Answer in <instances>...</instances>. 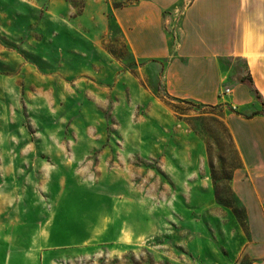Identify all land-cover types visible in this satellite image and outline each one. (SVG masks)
<instances>
[{"label":"rangeland","instance_id":"374dc122","mask_svg":"<svg viewBox=\"0 0 264 264\" xmlns=\"http://www.w3.org/2000/svg\"><path fill=\"white\" fill-rule=\"evenodd\" d=\"M134 1L0 0V260L257 262L234 186L264 170L244 163L229 125L260 108L246 84L244 106L232 101L246 65L220 59L217 104L181 96L167 72L181 1L162 59L133 50L120 13Z\"/></svg>","mask_w":264,"mask_h":264},{"label":"crops","instance_id":"0c3cea01","mask_svg":"<svg viewBox=\"0 0 264 264\" xmlns=\"http://www.w3.org/2000/svg\"><path fill=\"white\" fill-rule=\"evenodd\" d=\"M178 1H181V40L176 47V59L167 69L173 75L175 90L183 97L204 104H217L218 91L227 78L220 66V59L235 61L239 58L244 61L264 102V0L134 1L120 15L123 23L131 26L128 27L129 38L135 54L157 59L173 54L166 26L174 21L165 14ZM180 60L185 63L179 64ZM235 83L232 101L235 107H242L241 86L244 83L238 79H235ZM257 102L260 108L255 106L252 117L232 115L229 125L244 163L264 170V113L261 103ZM256 112L260 113L254 115ZM249 184L251 187L235 184L234 190L247 211L253 239L258 240L260 245L258 255L253 250L257 244L254 241L247 246L246 253L257 261L254 264H264V181L255 183L252 180ZM24 253L20 252L21 258L18 260L13 258V254H8L0 260V264H39L36 252Z\"/></svg>","mask_w":264,"mask_h":264},{"label":"trees","instance_id":"16d2710c","mask_svg":"<svg viewBox=\"0 0 264 264\" xmlns=\"http://www.w3.org/2000/svg\"><path fill=\"white\" fill-rule=\"evenodd\" d=\"M240 82L246 84L253 91L257 100L261 103V105L263 107V113H264V102L262 101V96H261L260 92L258 91V89L256 88V86L253 82V79L249 76L248 79L241 78ZM259 113L260 112H256V113H254V115L259 114Z\"/></svg>","mask_w":264,"mask_h":264}]
</instances>
